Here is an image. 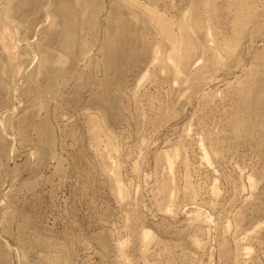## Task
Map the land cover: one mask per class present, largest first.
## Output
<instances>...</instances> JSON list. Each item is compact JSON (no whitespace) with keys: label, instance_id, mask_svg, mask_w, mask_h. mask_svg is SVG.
<instances>
[{"label":"bare ground","instance_id":"bare-ground-1","mask_svg":"<svg viewBox=\"0 0 264 264\" xmlns=\"http://www.w3.org/2000/svg\"><path fill=\"white\" fill-rule=\"evenodd\" d=\"M189 1L191 5L188 4L187 10L177 15L175 13L171 14V12L168 14V11H166L167 3H163L162 8L158 9L160 3L158 4L157 0H1L0 90H5L7 88L10 90L9 93H12L11 102L20 104L21 99H17L19 97L17 94L23 91L20 90L21 88L19 87L21 74L24 73L23 70H25L21 67L22 63L20 62L21 64H19V51L22 49L20 48L22 41L18 38V31L23 23L19 18V16H21L20 10L25 6H29L33 9L31 13L33 15L32 19L29 20L30 22L28 23L30 26L39 23L40 14H42V18H44L35 34V36H40L39 42L36 44L35 48L32 50L26 42L27 48L31 52L33 63L35 62L37 64L36 69L34 71L30 69V74L25 78V86L30 88L23 92L24 99L32 102L31 123L25 125L24 129H28L36 135V141L33 142L30 139L33 144L31 143L32 148L30 150L31 152L29 151V155H31V157L35 155L36 158V165L31 173L32 181L29 180L31 183L26 185V188L30 190V192L33 191L34 186H36L35 184H37L35 182L38 180L37 178L41 173L40 171H42V168L46 166L49 161L53 162L52 175L56 174L61 177L66 171L63 167L61 156L56 154L55 150L57 145H59L60 150L63 149L64 138L61 136L59 138V135H55V128H57V125L52 124V119L58 124L60 117L63 115L64 104H68L72 108H78V103L81 101L79 93L87 90L90 92V94L87 95L84 107L87 111H84L81 116L86 117V121H88V125L92 130L99 129L105 133V136L102 134L103 137H100V145L96 146L93 152H88L87 154H90L94 161H101V164L98 163V166L102 170L104 169L109 177L116 198L119 201L118 203L122 207V213L123 211L126 212V216L124 215L122 217L124 219L122 228L127 235L131 234V237H134V232L132 231L133 226L139 224V222L142 224L144 223L141 216L142 203L140 204L138 199V201L135 200L136 202L129 207V209L125 206L127 205L126 200L128 196L124 185L118 177L119 166L117 165L116 155L119 143L114 132L116 126L119 124L122 125L123 120L125 122V118L122 117V109L129 111L128 90L125 88L127 86L126 74L134 69L137 71V69L141 68V72H144L142 74L143 77L148 71L153 70V75H155L154 78L152 77L153 79L151 75L150 79H152L151 84L157 88V91H161V89L167 85L164 105L160 104L161 107L157 114H155L156 118L158 116L160 117L157 118L156 121L151 119L154 121L151 122L152 126L157 127V125L159 126L158 123L162 117L163 111L167 113V115L169 113L171 114V111H173V99H176V96H172L173 98L171 97L173 92L176 91L177 94L178 92L186 91L185 97L184 93H181V95L185 98L182 97V99L186 100V102H184L188 103L198 95L200 91L199 88L204 82L217 76L214 67L217 66L219 67H216L217 69L226 70V73L223 74L224 76H228L227 74L234 68H237V66L239 68V66H241L243 63L242 60L246 62L245 59L247 58L248 63L242 64L240 67V74H234L233 79L231 81L228 80L229 82L226 84V93L222 98L224 97L223 99L225 100V98L228 97L230 105H228V108L226 105L224 106L227 108H225L226 113L224 112V116L228 119V127H231V134L229 135L231 140H233V138L236 140L243 139L247 147L249 144L251 147L254 146L255 149L261 150L262 153L264 152V0ZM39 28L41 30H39ZM31 41H34V39ZM203 59H205V62ZM222 65L227 69H222ZM145 77L148 79L149 76ZM141 79L144 80V78ZM141 79L138 81L139 83L137 82L138 84L134 83V90L131 89V96L136 97L137 90H139L142 85L140 84ZM31 96H33V99ZM213 96V93L209 91L208 93L205 92L204 95L201 94L199 97L203 103L205 102L204 106L207 108L202 118V124L204 126L205 124L207 125V120H210L212 123L216 122V120L213 119V116L215 117L214 108L212 107L213 109H211L210 107ZM9 101L10 98L0 101L1 108L5 105L4 108H6V110L3 111L5 116L10 115V112L13 114L14 109H9L8 106H6L10 103ZM177 102L179 101L177 100ZM184 102L182 101L183 104ZM122 104H124V106ZM177 108L179 107L177 106ZM49 116H52V119ZM4 119V117L0 118V132L2 131L5 136L6 134L8 136L11 134H8L6 129L9 131L10 128L9 130L5 128L6 125L9 127V124H7ZM167 119L168 118H166V120ZM223 123L221 124L220 122L219 126L221 127ZM209 124L211 125V123ZM207 127L208 126L205 128L207 129ZM206 129H203L202 138L199 140L195 139V141L198 140L197 147L199 146L198 148L200 149L201 158L199 157V163H201L204 168H211V157L209 156V159L208 155L211 153L212 156L218 157L219 152H217L216 149L218 146L216 144L217 140L213 138H216V135L212 137L211 132L208 131L209 128L207 131ZM223 133L222 131L221 134ZM22 134L26 137L25 132H22ZM100 134L98 132V135ZM186 135H188V132ZM7 136L5 138H7ZM9 139L10 138H8V140ZM204 141L207 143L208 148L205 146L206 143L204 144ZM228 141L229 140H227V142ZM238 142L235 143L239 145ZM13 145H8L10 147L8 150L9 153H14ZM172 151H166L165 153H163V151L161 153L158 152L159 154L156 156L157 166L162 167V172H164L165 176H160L161 178L155 181L158 197L155 196L154 203L159 210H163L168 216L173 217L171 213L173 212L172 207L174 206V200L176 198H174V192L177 185L175 180H177L176 177L178 176L176 175V177H174V174H176L174 170L181 160V157L179 158L178 155L180 151H178L176 147ZM91 153L92 155L95 153V157H93ZM76 155H78L77 159L79 160L86 156L79 151ZM120 155H118V157ZM215 157L213 158L216 159ZM178 158L180 159L179 161ZM79 160L77 161L79 162ZM263 167L264 166L248 169V172H245V170L241 173L242 176L238 174L240 176L235 179V181L225 178L226 183L233 187V191H235L234 193L236 195L241 196L243 194L242 192H245L246 189L249 191V193L247 191L249 199L255 200L258 196H263L264 198ZM211 169L213 170L215 167ZM238 172L240 171L238 170ZM50 180L51 178L44 177L42 181L49 183ZM185 181H187V178ZM246 186L249 188H246ZM182 187H184L185 190L183 189L184 191L178 193H181L182 197L188 199V202L190 201V203L194 204L193 201L195 196H199L198 193H196L199 189L196 190V187L188 181ZM211 188L210 190H212V192L217 190L214 187ZM3 194H5V192ZM248 198L245 197L244 201ZM259 199L260 198H258V201ZM0 200H6V196L1 194ZM193 210L194 211L184 225L187 232H185L186 230H178L175 231V233L186 235V237L184 236L186 238L184 244L189 245L188 247L192 252L194 251L200 254V256H205L204 252L206 250L204 251V243H206L205 241L208 239V237H206L208 234L205 235V232L212 223L211 218H209L207 214H204L206 215L204 216L200 208H195ZM245 210H247V208H239L233 220L220 227L223 236L226 237L227 234L229 236L233 235L232 245L228 243L231 247H229V245L227 246L226 243L221 245L222 250L220 252V259L224 260L226 264L239 263V257L247 259L251 254L250 246L253 240L257 243L256 239L258 236H260V234L264 235V206L249 211V213L251 212L249 216L246 215L247 211ZM31 217L27 216L24 221L25 223L17 225L18 228L16 227V229H19L20 233V236L17 237V241L21 246H30L39 252L42 250L45 251L44 237V239H41V236L39 237L36 235L31 237L33 240L24 238L28 225L32 224L30 221ZM108 222L110 223V221ZM108 222L106 223L109 224ZM157 226L159 225L157 224ZM157 228L159 229V227ZM160 230L164 231L163 228H160ZM165 232L167 231L165 230L164 233ZM118 234L116 228L113 229L112 227L106 226L104 230L93 235L92 240L100 250V259L109 258V261H113V264H131V261L126 259L125 252V246H127L126 243L128 242L126 240L127 235L126 239L122 241ZM153 236L154 234L152 235L150 230L141 231L136 236L137 244L133 243V250L140 251L139 253L142 256L146 250L147 244L151 242H147L148 239H151ZM49 240L48 242L50 243ZM135 241L136 240L133 242ZM161 242H163L161 244H164V241ZM4 247L8 253H0V263L10 264L13 259L16 258L15 260L20 264V253L18 248L11 250L7 243H5ZM23 250L24 249H22V251ZM44 251L41 253H44ZM261 253L262 258H264V253ZM49 257L51 256H49L48 253V258ZM8 258L11 259L9 260ZM200 260L201 259H199V261ZM100 261L102 262V260ZM198 263L200 264L201 262ZM154 264L160 263L159 261H155Z\"/></svg>","mask_w":264,"mask_h":264},{"label":"rangeland","instance_id":"rangeland-1","mask_svg":"<svg viewBox=\"0 0 264 264\" xmlns=\"http://www.w3.org/2000/svg\"><path fill=\"white\" fill-rule=\"evenodd\" d=\"M157 2L158 4L160 3L158 5V9L162 8L163 3H167L166 11H168V14L171 12V14L175 13L177 15L187 10L188 4L191 3L189 0H157ZM32 10L33 9L29 6H25L20 10L21 16H19L20 21L22 20L21 22H23L21 25L22 27L19 29L20 32L18 31V38L22 41L20 44V48L22 49L19 51V64L22 63L21 67L26 70H23L24 73L21 74L19 82V87L21 88L20 90L23 91H20L17 94L19 96L17 99H21L22 101L20 100V104L17 102H11L12 93H9L10 90L8 88L5 90H0V101L10 98V103H8L6 106H8L9 109H14L13 114L10 112V115L5 116L3 113V111L6 110V108H4L5 105L2 108L0 106V118H5L4 121L9 124V127L6 125L5 128H8V130L10 128L9 131L6 129V132L11 134L8 136L6 134L7 138H5V134L2 131V133L0 132V136L2 135L0 137V198L1 194L6 196V200H0V253H8L4 247L5 243H7L9 245V249L11 250L18 248L20 253V264H113V261L111 260L110 263L109 258L102 257L103 259H100V250L92 240V236L104 230L106 226H109L113 229L116 228L117 234L119 233L118 236H120V240H125L127 234L122 228L124 224V219L122 217L126 214V212L123 211L122 213V207L118 203L119 201L116 198L115 191L109 177L107 176L105 170H102L98 166V163L101 164V161H94L90 154H87L88 152H93V149L95 150V147L100 145V137L105 136V133L102 130H92L88 125V121H86V117L81 116L84 111H87L84 108L87 95L90 94V92L87 90L79 93L81 95H79V97H81V101L78 103V108H72L68 104H64L65 107L63 106V115L60 117L58 124L54 122L52 116H49L52 119V124L57 125L56 127L58 128H55V135H59V138L60 136L64 138L63 149L60 150L59 145H57L55 150L56 154L61 156L63 167L66 169V171L61 177L56 174L52 175L53 162L49 161V163H47V165L42 168V171H40L41 173L37 178L38 180L35 182L37 184H35L36 186H34L32 191L33 193L26 188V185L31 183L29 180L32 181L31 173L36 165L35 155H32V157L29 155L32 148L31 143L33 144V142L36 141V135L28 129H24L25 125H29V123H31L32 102L24 99L23 92L24 90L26 91V89L30 88L25 86V78L30 74L31 70L34 71L36 69L37 65L35 62V64L33 63L32 55L30 50L27 48V44H29V47L32 48V50L35 48L40 39V36H35V34L38 26L41 25V21L44 20V18H42L43 15L40 14L41 16L39 17V23L30 26L28 23L33 16L31 14L33 12ZM40 28L39 30L42 29ZM33 39L34 41H31ZM203 60L205 62V59ZM245 60L246 62L242 60L243 63H241H248V59L246 58ZM241 66H239V68ZM216 67H214V69L217 76H214L210 80L204 82V84H202L203 87L201 86V89L199 88V96L197 95L190 102L185 103L186 100H184V97L186 91L178 92L177 90V94L176 91L171 94V97L176 96V99H173V111H171V114L169 113L168 115L163 111L162 117L158 123L159 126L157 125V127L152 126L151 122L156 121L157 118L160 117L158 116L156 118L155 114H157L159 108L161 107L160 104L164 105L167 85H165L161 91H157V88L151 84L155 75H153V70L148 71L150 73L147 72L144 77L142 76L144 72H141V68L137 69V71L134 69L135 72L133 70L126 74L127 86L125 88L128 90L127 97L129 102V111L122 109V117L125 118V122L123 120L122 125L119 124L114 130L119 143H117L118 147L116 155L117 165L119 166L118 177L124 185L128 196L126 200L127 205L125 206L129 209V207H131L139 199V203H142L141 216L143 219L142 221H144L143 224L139 222V224H135L133 226L132 231L134 232V237H131V234H128L129 236L127 235L126 240L128 241V244L126 243L127 246H125V252L126 259L130 260L131 264H154L155 261H159L160 264H199L198 262H201L200 264H226L224 260L220 259V252L222 250L221 245L226 243L228 246L229 244L233 243V235L229 236L227 234L226 237L223 236L221 234L220 227L233 220V217L239 208H247V210H245L247 211V214H245L249 216L251 213H249V211H253L255 208H261L264 206L263 196H258L255 200L249 199L247 196L248 190L246 189L245 192H242V195L240 194L241 196L236 195L234 193L235 191H233V187L226 183L225 178L235 181V179H237L245 170V172H248V169L250 170L256 167L260 168V166H264V152L262 153L261 150L255 149L254 146L251 147L249 144L248 147H250L248 148L243 142V139H240V141L239 139L236 140L233 138V140H231V138H229V135L231 134V127H228V119L224 115L228 105L230 104L228 102V97H226L224 100V97L222 98V96H224L226 93L225 87L227 82H229L228 80L231 81L234 77V74H240L239 72L241 71V68L239 69L237 66L238 69L234 68L230 72H234L233 74L227 72L229 73L227 74L228 76H224L223 73H226V70L217 69L219 67ZM223 68L227 69L222 65V69ZM145 76H149L148 79ZM150 76L153 78L150 79ZM141 78H144V80ZM140 79L142 89L140 88L137 90L136 97L131 96V89L134 90V83L138 84ZM209 91H211L214 95L210 107L211 109L214 108L213 110L215 117L213 116V119H215L217 123L213 122V124L210 120H207V125L205 124L204 126L202 124V118L204 117L207 108L204 106L205 102L203 103L199 97L201 94L204 95L205 92L208 93ZM181 93H184V97L181 95ZM182 97L184 99H182ZM31 98L33 99V96H31ZM177 100L179 102H177ZM182 101H185L184 104ZM122 105L124 106V104ZM225 105L227 108L224 107ZM177 106L179 108H177ZM222 116L224 119L226 118L225 121ZM163 117L168 118V122L166 118ZM143 118L147 119L144 120ZM220 122L221 124L224 122L221 127L219 126ZM209 123L214 126H211ZM206 126H208L207 129L209 128L208 131L211 132L212 137L213 135H216L217 138L216 139L213 137L215 140H217V143L215 140L214 142L218 145L216 149L217 152H219V156H212L211 153L208 155V158L209 156L211 157V159L209 158L211 160V168L215 167L213 170L207 167L204 168V166L199 163L201 156L200 149L198 148L199 146L197 147V142L200 138H202V133L206 129ZM210 127H212L213 130ZM222 131L224 132L223 134H221ZM22 132H25L26 137H24ZM98 132L101 134L98 135ZM187 132L188 135H186ZM8 138L10 139L8 140ZM195 139L198 140L195 141ZM227 140L229 141L227 142ZM235 142H238L239 145ZM205 143L206 142L204 141V144ZM11 144L14 146V153H9L8 151L10 148L9 146H12ZM205 146L208 148L207 143ZM175 147L181 153L178 155L179 158L181 157V160L178 158V161H180L174 170V173H176L174 174V177H176V175L180 177L177 176V180H175V183L177 184V191L175 190L174 192L176 195H174V198L176 197V201L174 200V206L172 207V217L168 216L165 211L159 210V208L155 205L154 200L155 196L158 197L155 181L165 176L164 172H162V167L157 166L158 164L156 156L162 151L163 153L166 151H172ZM99 148L102 149L101 147ZM78 151L84 154V156L86 154L88 156L86 155L85 158L81 157L82 159L79 160L77 159L78 155H76ZM217 152L216 154L218 155ZM93 154L95 155V153ZM94 155L92 156L95 157ZM118 155L120 156L118 157ZM77 160H79V162ZM238 170L240 172H238ZM44 177L51 178L50 182H43L42 180ZM185 177L190 184L196 187V190L199 189L196 192L199 196H195L193 201L194 204L190 203V201L188 202V199L182 197L181 193H178L185 190V188L182 187L187 182L185 181ZM211 187H214L217 190L212 192V190H210L212 189ZM247 187L248 186H246V188ZM4 192L5 194H3ZM243 197H247L248 199L244 201ZM258 198H260L259 201ZM195 208H200V211L202 210L201 213H203V215H209V218H211L212 222L206 229V232H208H205V235L208 234L206 236L208 239L205 241L206 243H204V251H207H205L206 253L204 252L205 256H200V254H197L194 251L192 252V250L188 247L189 245L184 244L186 241V235L175 233V231L178 230H186L184 225ZM27 216H32L30 218L32 224H27L28 227L24 238L33 240L31 237L36 235L39 237L41 236V239L45 238L44 242L46 248L44 249L45 251L47 249L46 252L44 250L39 252L35 248L26 245L21 246V244L17 241V237L20 236V233L19 229H16V227L18 224L25 223L24 221L26 220ZM108 221H110V223ZM157 224L159 226H157ZM157 227H159V229ZM160 228H163L164 231L166 230L169 232L164 233V231L160 230ZM141 229L150 230V233L152 235L154 234V236L147 241L153 242H149L150 244H147L146 250L142 256L139 253L140 251L138 252V250H133V243L137 244L136 236L141 231H143ZM185 232H187V230ZM48 240L51 244L48 242ZM132 240L136 241L133 242ZM256 240L257 243H255L253 240V243L250 246V258L248 257L247 259H244L239 257L240 260L237 264H264V258H262L261 253H264V235L260 234ZM161 241H164V244H161L163 243ZM231 245H229V247H231ZM22 249H24V252ZM43 251L44 253H41ZM48 253L49 256H51L49 258ZM8 259L10 260L11 258ZM15 259H13L10 264H18V261ZM199 259L201 260L199 261ZM42 260H45L46 262H43ZM100 260H102V262Z\"/></svg>","mask_w":264,"mask_h":264}]
</instances>
